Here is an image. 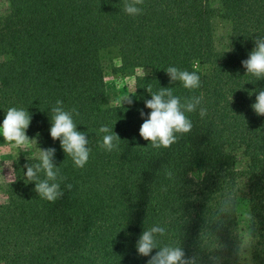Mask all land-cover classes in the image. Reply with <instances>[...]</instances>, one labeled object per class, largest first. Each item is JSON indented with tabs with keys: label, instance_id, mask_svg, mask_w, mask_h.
Wrapping results in <instances>:
<instances>
[{
	"label": "trees",
	"instance_id": "obj_1",
	"mask_svg": "<svg viewBox=\"0 0 264 264\" xmlns=\"http://www.w3.org/2000/svg\"><path fill=\"white\" fill-rule=\"evenodd\" d=\"M5 1L0 124L9 107L27 109L26 134L37 143L0 175V264H147L136 242L156 224L166 228L160 246L179 244L196 264H264V116L251 107L264 79L241 63L264 37V0H144L136 17L125 0ZM169 66L197 72L201 87L171 82ZM108 69L148 73L136 76L131 105L108 101ZM160 87L182 102L203 94L207 109L203 118L186 114L191 132L168 149L139 135L151 111L147 88ZM57 100L77 108V130L90 140L82 169L50 136ZM102 125L120 137L118 151L100 148ZM50 147L66 177L55 203L24 177V165ZM229 193L233 205L219 213Z\"/></svg>",
	"mask_w": 264,
	"mask_h": 264
},
{
	"label": "clouds",
	"instance_id": "obj_2",
	"mask_svg": "<svg viewBox=\"0 0 264 264\" xmlns=\"http://www.w3.org/2000/svg\"><path fill=\"white\" fill-rule=\"evenodd\" d=\"M144 0H125L124 12L132 17L143 14ZM255 48L250 52L248 59L241 61L246 69V74L255 78L256 81L264 79V37L255 38ZM231 50V49H230ZM229 50V51H230ZM171 82H181L185 89L190 91L201 87L200 75L195 71L181 70L175 66H169L166 70ZM148 73L144 70V78ZM151 99L145 101V106L150 109V113L139 129V135L151 144L153 149H168L177 143L184 134L191 132L193 123L187 113L199 111L203 118L207 114V109L202 107L203 94L183 98L174 95L171 87H160L157 92H151ZM135 92L124 97L119 103L126 102L131 105V98ZM232 95L230 96V101ZM254 112L259 116H264V90H260L256 96V102L251 105ZM51 127L50 136L53 141L59 140L64 153L71 158L76 168H84L89 161L91 154L90 140L87 134L77 130V123L74 116H79L76 107L66 109L62 100H57L51 107ZM143 118L145 113L140 111ZM31 114L23 107H9L2 124H0V136L8 144L14 145L20 151L29 147L35 139H31L26 134L31 124ZM99 133L103 134L100 148L107 152L119 150L120 137L113 131V127L102 125ZM36 142V140H35ZM37 143V142H36ZM55 148H39L37 162L24 165L26 172L24 177L27 182L35 184V191L41 199L55 203L63 198L64 190L61 183L66 180L61 174L60 167L55 163ZM195 177V173H191ZM171 177L172 173L169 172ZM65 188L71 191L72 185L66 184ZM234 196L226 195L219 213H228L233 205ZM246 219L252 220L250 213ZM166 233V228L159 224L153 225L144 230L136 242L137 253L143 257H150L147 264H196L194 257L186 256L184 249L179 244H167L160 246V237ZM158 249L154 255L153 250Z\"/></svg>",
	"mask_w": 264,
	"mask_h": 264
},
{
	"label": "rangeland",
	"instance_id": "obj_3",
	"mask_svg": "<svg viewBox=\"0 0 264 264\" xmlns=\"http://www.w3.org/2000/svg\"><path fill=\"white\" fill-rule=\"evenodd\" d=\"M8 5L5 0H0V17L6 14ZM112 62L115 67L119 66V62L115 56L112 57ZM144 74V71H137L135 74H122L114 72L112 69L107 70L105 77L107 99L110 103L125 104L126 102L119 103L124 97L134 92L135 78L138 75ZM133 95L131 96V98ZM33 154L31 145L24 151H20L14 145L8 144L4 138L0 136V175L5 172L8 164L15 159L31 158ZM1 178V177H0Z\"/></svg>",
	"mask_w": 264,
	"mask_h": 264
}]
</instances>
